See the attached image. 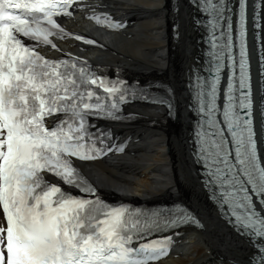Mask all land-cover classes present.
<instances>
[{"label":"snow or ice","instance_id":"obj_1","mask_svg":"<svg viewBox=\"0 0 264 264\" xmlns=\"http://www.w3.org/2000/svg\"><path fill=\"white\" fill-rule=\"evenodd\" d=\"M80 4L82 0H0V264H152L163 251L158 241L137 243L159 230L163 213L85 198L95 197V189L74 161L95 159L106 147H97L106 136L90 131L88 121L100 114L117 118L129 93L122 82H106L78 58L53 61L40 53L42 46L59 50L52 39L65 35L58 19L71 16ZM197 4L209 17L211 77L198 75L193 84L201 113L196 156L206 172V187L249 237L250 264H264V212L256 210L250 194L264 197V165L252 127L247 0H237L236 44L228 0ZM262 5L264 0H255L258 39ZM93 17L101 20L94 10ZM103 20L107 27L122 26L107 15ZM225 70L229 75L220 104ZM48 176L85 195L65 191ZM186 219L182 213L163 223L167 227Z\"/></svg>","mask_w":264,"mask_h":264},{"label":"bare ground","instance_id":"obj_2","mask_svg":"<svg viewBox=\"0 0 264 264\" xmlns=\"http://www.w3.org/2000/svg\"><path fill=\"white\" fill-rule=\"evenodd\" d=\"M186 3L180 12L183 14L184 9L188 15L190 0ZM84 5L70 25L91 36L95 43L73 41L67 45L94 65L170 78L175 88V113L187 120L190 111L186 86L198 66V46L190 41L189 18L182 16V22L174 25L171 0H88ZM93 10L102 16L121 18L127 24L125 30L105 32L94 27L85 18V13ZM174 31L186 39L185 46L177 53L172 49ZM179 100L185 105L184 114H179ZM165 113L160 107H129L128 115L117 123L119 134L132 137L129 151L91 162L85 169L109 195L144 203L184 198L200 215L204 230L185 232L174 242L170 254L156 264H202L217 259L227 260L229 264H250L253 252L228 230L214 211L202 179L194 171L190 147L192 127L184 125L179 116L175 119L176 126L165 122Z\"/></svg>","mask_w":264,"mask_h":264},{"label":"rangeland","instance_id":"obj_3","mask_svg":"<svg viewBox=\"0 0 264 264\" xmlns=\"http://www.w3.org/2000/svg\"><path fill=\"white\" fill-rule=\"evenodd\" d=\"M185 3H186V0H182V3H181V9H182V7L185 5ZM186 4H187V3H186ZM188 8H189V7H188ZM184 11H185V10L183 9V14H184ZM183 14H180V18H181V20H183V19H182V18H183L182 16H184V17L186 16V17H187L186 14H184V15H183ZM181 20H180V21H181ZM181 22H182V21H181ZM191 25H192V24H191ZM186 29H187V28H186ZM190 36H191V37H190V41L192 40L193 42H192V41H191V42H192L193 44H195L194 35H193L191 32H190ZM181 41H183V42H181V47H184V46H185V43H184V42L186 41L184 35H183V36L181 35ZM183 43H184V44H183ZM195 45H196V44H195ZM182 49H183V48H182ZM182 70H183V68H182ZM169 80H170V83L172 84V86H173V88H174V84H173L172 80H171L170 78H169ZM174 89H175V88H174ZM177 90H178V88H177ZM178 92H179V90H178ZM178 94H179V97H180V99H181L180 92H179ZM179 101H180V105H178V106H179V112H180L179 114H184L185 111H186V110H185L186 108L184 107L185 105L183 106V100H179ZM183 107H184V108H183ZM181 109H184V110H181ZM178 116L182 119V121H183V123H184V125H185V123H187V120H185L186 118H185L184 116H182V115H181L182 117H181L180 115H178ZM178 116H177V117H178ZM186 130H187V128H186ZM97 185H98V184H97ZM98 186H99V185H98ZM182 199H183L184 201L186 200V199H184V198H182ZM185 202L187 203L188 201H185ZM187 204L189 205V203H187ZM189 206H190V205H189ZM190 207H191V206H190ZM193 210H194V209H193ZM194 211H195V210H194ZM195 212L197 213V211H195ZM197 214H198V213H197ZM198 215H199V214H198ZM199 216H200V215H199ZM217 256H218V255H217ZM215 257H216V256H215Z\"/></svg>","mask_w":264,"mask_h":264}]
</instances>
